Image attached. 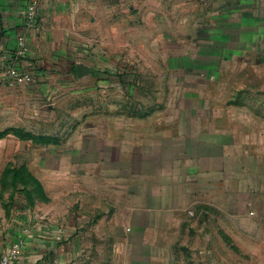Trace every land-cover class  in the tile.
Wrapping results in <instances>:
<instances>
[{
  "label": "crops",
  "instance_id": "1",
  "mask_svg": "<svg viewBox=\"0 0 264 264\" xmlns=\"http://www.w3.org/2000/svg\"><path fill=\"white\" fill-rule=\"evenodd\" d=\"M30 3L39 11L34 26ZM174 4L0 0V88L10 85L9 65L33 60L44 73L29 85L53 93L67 83L58 68L81 46L119 31V83L140 94L119 103L116 130L99 127L36 151L26 163L31 181L20 179L21 189L0 199V256L21 241L15 264H158L205 204L243 212L219 205L245 163L237 166L238 136L222 126V111L202 88L205 65L183 61L192 54L191 33L167 25ZM21 33L25 55L17 52ZM171 38L178 43L165 44Z\"/></svg>",
  "mask_w": 264,
  "mask_h": 264
},
{
  "label": "rangeland",
  "instance_id": "2",
  "mask_svg": "<svg viewBox=\"0 0 264 264\" xmlns=\"http://www.w3.org/2000/svg\"><path fill=\"white\" fill-rule=\"evenodd\" d=\"M168 8L176 19L167 25L191 33L192 54L183 61L193 57L198 69L205 65L202 88L222 111V126L239 139L236 164L245 163L244 173L219 205L244 208L227 214L205 204L158 264H264V0H176ZM88 44L67 68H58L67 83L53 93L29 84L0 88V199L19 191L20 179L31 181L26 163L37 150L62 148L77 133L99 127L116 130L119 103L140 97L119 83V31ZM76 60L92 64L95 73L80 77L72 70Z\"/></svg>",
  "mask_w": 264,
  "mask_h": 264
},
{
  "label": "built area",
  "instance_id": "3",
  "mask_svg": "<svg viewBox=\"0 0 264 264\" xmlns=\"http://www.w3.org/2000/svg\"><path fill=\"white\" fill-rule=\"evenodd\" d=\"M38 6L30 3L26 10L28 25L34 26L38 21ZM18 54L25 55L28 50L27 36L21 33L18 37ZM43 69L39 67L38 61L29 60L27 65L18 62L9 65L5 71L6 82L10 85L30 84L35 82L42 74ZM22 242H16L13 246L8 247L0 256V264H15L14 259L18 256Z\"/></svg>",
  "mask_w": 264,
  "mask_h": 264
},
{
  "label": "water",
  "instance_id": "4",
  "mask_svg": "<svg viewBox=\"0 0 264 264\" xmlns=\"http://www.w3.org/2000/svg\"><path fill=\"white\" fill-rule=\"evenodd\" d=\"M77 70H78L79 76H83L91 72L92 66L84 61H78Z\"/></svg>",
  "mask_w": 264,
  "mask_h": 264
},
{
  "label": "trees",
  "instance_id": "5",
  "mask_svg": "<svg viewBox=\"0 0 264 264\" xmlns=\"http://www.w3.org/2000/svg\"><path fill=\"white\" fill-rule=\"evenodd\" d=\"M73 70H74V72H75L76 74H78V71H77V62L74 63V68H73Z\"/></svg>",
  "mask_w": 264,
  "mask_h": 264
}]
</instances>
